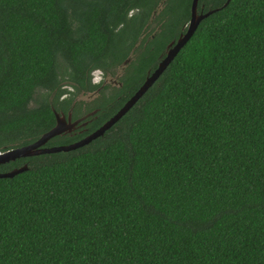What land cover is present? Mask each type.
<instances>
[{
    "label": "trees",
    "instance_id": "obj_1",
    "mask_svg": "<svg viewBox=\"0 0 264 264\" xmlns=\"http://www.w3.org/2000/svg\"><path fill=\"white\" fill-rule=\"evenodd\" d=\"M227 1L199 0L216 11L104 136L0 165H28L0 178V264H264V0ZM192 2L0 0V152L83 106L97 110L87 131L47 146L96 131L186 32ZM137 45L122 87L73 100Z\"/></svg>",
    "mask_w": 264,
    "mask_h": 264
},
{
    "label": "water",
    "instance_id": "obj_2",
    "mask_svg": "<svg viewBox=\"0 0 264 264\" xmlns=\"http://www.w3.org/2000/svg\"><path fill=\"white\" fill-rule=\"evenodd\" d=\"M230 0L227 1L225 5H227ZM199 0H193L191 7V19L187 30L185 33H182L181 36L172 41L167 47L166 56L159 63L158 68L149 73L144 84L139 88V90L124 104V106L109 120H107L101 127H99L96 131L92 132L90 135L84 137L83 139L68 145L61 146H51L47 147V144L53 138L60 136L65 133H71L76 126L85 120L89 116H93L97 113V110L91 112L87 116L78 119L72 122V113L70 112L68 116L63 113H55L56 114V124L55 126L45 134H43L37 141L28 144L23 147H17L13 149H9L4 152H0V165L8 163L10 161H15L21 158H29L40 156L44 154H55L61 152H70L81 147H84L90 144L93 140L98 139L105 135L107 131L113 128L136 104L139 100L143 98V96L149 91V89L154 85V83L162 76L171 62L175 59L181 49L187 44V42L192 38L198 29L200 23L209 15L214 13L216 10L209 11L207 13H199L198 12ZM163 4L161 3L158 9L152 14L154 18L156 14H160L163 10ZM138 48V45L133 49L132 54L119 66L118 73L115 76H108L106 83H110L111 85H115L116 87L123 86L122 82L118 81L127 68V66L132 62L133 53ZM100 89L90 92L88 94H81L76 101H88L91 99H96L99 96ZM87 124V122L82 123V125ZM28 170V165L25 164L20 168H15L9 172L0 173V178H13L17 174L23 173Z\"/></svg>",
    "mask_w": 264,
    "mask_h": 264
},
{
    "label": "flooded vegetation",
    "instance_id": "obj_3",
    "mask_svg": "<svg viewBox=\"0 0 264 264\" xmlns=\"http://www.w3.org/2000/svg\"><path fill=\"white\" fill-rule=\"evenodd\" d=\"M198 12H199V5H198ZM200 14L201 13H203V11H201V12H199ZM157 15V14H156ZM156 17V16H155ZM153 18V17H150V19L148 20L149 21V24L151 23V24H153L154 23V21H155V19L156 18ZM145 31H144V33H143V35H142V40L143 39H145V38H148L147 37V34L150 32V28H148V26L144 29ZM186 30H187V28H186ZM150 37L148 38V41L149 40H151V39H154L155 38V36H156V33L154 34H152V35H149ZM181 36V35H180ZM141 43H139V45H140ZM167 53V52H166ZM98 72H101L102 73V75H101V79L100 80H98V81H96L95 80V76H94V74L95 73H97V71L96 72H94V74H93V82H94V84H97V85H100V91L104 88V89H106L108 86H113V87H116L115 85H111L110 83H107V84H105L106 83V80H107V77L108 76H112V75H105L102 71H98ZM118 73V71L116 72V74ZM115 77H116V75H115ZM123 77V74H122V76L120 77V78H118V81L120 82V79ZM122 87V86H121ZM63 88H66V86L65 87H63ZM67 90H69V91H74V89H72L70 86L69 87H67ZM100 94V93H99ZM69 96H73L72 94H70L69 92L68 93H65L64 95H63V97H62V99L63 98H67V97H69ZM73 97H75V98H73V100L74 101H76V98L77 97H79V95H75V96H73ZM98 98V97H97ZM96 98V99H97ZM95 100V99H94ZM93 100V101H94ZM76 102H82V101H76ZM83 102H86V101H83ZM92 102V101H91ZM76 103L74 102L73 103V105H75ZM82 110H83V114H82V116H79V117H74V115L72 114V122H74V121H76V120H78V119H81V118H83V117H85V116H87L88 114H90L91 112H87V110H86V106H83L82 107ZM71 111H73L72 109H71ZM70 111V112H71ZM72 113V112H71ZM90 117H92V116H89V117H87L85 120H83L82 122H80L77 126H76V128L72 131V132H74V131H80L79 133H83L85 130H86V127H87V125L89 124V122L91 121V119H90ZM85 122H87V124H85V125H82V123H85ZM84 129V130H83ZM87 131V130H86ZM71 132V133H72ZM66 134V133H65ZM91 134V133H90ZM90 134H88V135H90ZM87 135V136H88ZM86 137V136H85ZM81 139H83V138H81ZM47 147H49V146H47Z\"/></svg>",
    "mask_w": 264,
    "mask_h": 264
},
{
    "label": "rangeland",
    "instance_id": "obj_4",
    "mask_svg": "<svg viewBox=\"0 0 264 264\" xmlns=\"http://www.w3.org/2000/svg\"><path fill=\"white\" fill-rule=\"evenodd\" d=\"M153 27H154V26H153ZM150 31H151V30H150ZM155 33H156V32H154V34H155ZM101 75H102V73L97 71V73L94 74V76H95V80H96V81L100 80V79H101ZM79 96H80V95H79ZM77 98H78V97H77ZM77 98H76V99H77ZM93 100H94V99H91V100H88V101H86V102H91V101H93Z\"/></svg>",
    "mask_w": 264,
    "mask_h": 264
}]
</instances>
